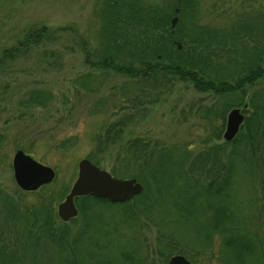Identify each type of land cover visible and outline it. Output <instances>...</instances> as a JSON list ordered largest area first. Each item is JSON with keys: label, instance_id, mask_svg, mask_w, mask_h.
<instances>
[{"label": "rangeland", "instance_id": "rangeland-1", "mask_svg": "<svg viewBox=\"0 0 264 264\" xmlns=\"http://www.w3.org/2000/svg\"><path fill=\"white\" fill-rule=\"evenodd\" d=\"M170 2L141 0L144 5L165 8ZM101 13L102 0H0V57L30 26L44 25L57 35L52 42L28 47L29 51L21 49L0 66V183L15 194L22 207L36 202L40 193L48 197L54 205L57 222L60 221L57 204L74 182L77 164L82 158H88L118 178H130L134 174L149 178L159 161L157 156L149 164L133 160L129 164L130 172H125L118 157L129 140L139 138L148 147H164L170 151L172 159L167 161L164 175L169 177L171 172L189 170L192 181L198 175L206 178L201 165L205 160L196 159L197 154L216 144L225 147L223 133L230 109L221 117L224 112L219 95L200 92L191 82L175 80L156 100L146 97L139 98L138 103L132 102L133 96H124V93L141 87L142 80L91 66L85 61L86 50L91 51L98 45V32L103 25ZM261 15H264V0H199V11L190 21L193 26L228 30L239 23L251 25L260 20ZM261 20L264 21V17ZM214 52L217 50L213 49ZM239 65H228L221 71L222 75L230 80L229 75L235 76ZM35 89L51 92L52 99L43 106L28 103V94ZM206 106H214L218 110L216 116L206 117L203 113ZM223 119V130L217 137ZM110 123L122 129L120 144L103 141V138L101 143L96 140L98 133ZM17 149L55 172L50 182L38 187V194L21 191L14 181L11 160ZM224 160L223 157L220 161ZM256 172L257 179L259 175L264 177V171ZM257 179L251 189L259 199L256 197L258 200L251 209L260 215L264 208V189L258 182L261 178ZM182 180L173 177L172 185L156 201L153 197L156 188L150 182L145 184L144 191L151 193L152 200L148 202H152V206L148 211H141L142 205L132 203L129 209L137 212L136 220L129 218L127 214L131 210L122 205L93 203L92 210L100 216L97 227L95 223L92 227L86 226L77 216L63 228L73 237L82 230L89 233L86 237L90 243L87 246L85 238L77 254V264H82V256L83 264H104L106 257H114L116 264H120L124 252L137 257V264H167L169 253L186 254L192 264H226L221 260L218 237L203 246L195 243L193 230L185 234L186 227L207 218L203 215L196 220L178 218ZM75 204L79 211L82 200L77 199ZM202 204L201 209L206 211ZM262 219L264 221V216ZM260 238L264 240V236ZM258 259L259 264H264V252Z\"/></svg>", "mask_w": 264, "mask_h": 264}, {"label": "trees", "instance_id": "trees-1", "mask_svg": "<svg viewBox=\"0 0 264 264\" xmlns=\"http://www.w3.org/2000/svg\"><path fill=\"white\" fill-rule=\"evenodd\" d=\"M198 11L199 0H171L167 8L144 5L141 0H102L103 25L98 32V45L91 51L86 50L85 61L91 66L112 69L142 80L141 87L124 93V96H133L132 102L136 103L140 102L139 98L156 100L175 80L191 82L200 92L211 91L222 99L224 113L221 117L224 118L226 111L233 107L242 109L244 121L238 133L223 143L225 147L216 144L197 154L196 159L205 160L204 165L203 161L200 163L206 178L198 175L192 181L189 170L181 172L178 168L180 171L171 172L169 177L163 174L168 169L167 161L172 159L168 149L148 147L139 138L129 140L124 152L118 154L125 172H130L129 164L135 159L140 163L144 160L145 164L156 156L159 159L149 178L130 176L142 183V192L121 203L93 195L76 197L75 202L82 200L77 216L86 226L92 227L95 223L97 227L100 216L92 210L93 203L122 205L128 209L133 203L142 205L141 211H148L152 206L148 200L152 197L151 193L145 194L144 185L150 182L156 188L153 195L156 201L177 176L184 179L178 218L183 221L200 219L202 215L207 218L186 227L185 234L193 230L195 243L203 246L218 237L221 260L226 264H259V254L264 252V240L260 238L264 236V208L260 215L251 209L259 199L256 192L253 195L251 187L256 183V170L264 171V21L261 20L264 15L259 17L261 21L256 20L251 25L239 23L228 30H218L193 26L190 20ZM173 18L177 19L174 25ZM56 37L55 31L44 25L28 27L14 46L2 51L0 66L6 59H13L21 49L52 42ZM213 49L217 52L213 53ZM230 64L240 65L235 76L229 75V80L221 71ZM51 99V92L35 89L29 92L27 101L43 106ZM216 112L214 106H206L203 113L207 117L216 116ZM223 125L224 119L217 137ZM103 129L96 136L97 141L101 143L103 138V141L121 143L122 129L117 128L116 123ZM223 157L225 160L220 161ZM258 179L264 189L263 175ZM24 192L38 194L37 190ZM202 202L206 211L201 209ZM53 206L51 200L40 193L36 202L22 207L15 194L0 183V264L78 263L77 254L85 238L87 246L90 243L86 237L89 233L82 230L73 237L63 228L77 216L68 222L60 219L57 222ZM129 210V218L136 220L137 212ZM183 255L191 261L189 256ZM84 259L82 256L80 263L83 264ZM115 259L106 257L102 262L116 264ZM135 259L134 255L124 252L120 264H134Z\"/></svg>", "mask_w": 264, "mask_h": 264}, {"label": "water", "instance_id": "water-1", "mask_svg": "<svg viewBox=\"0 0 264 264\" xmlns=\"http://www.w3.org/2000/svg\"><path fill=\"white\" fill-rule=\"evenodd\" d=\"M172 19V25L176 22ZM244 121V114L240 107L229 110L223 137L230 141L238 133ZM13 178L22 191L37 190L43 184L50 182L55 172L52 167L35 160L22 149H17L11 160ZM77 176L64 199L57 204L56 212L59 219L68 222L78 215L75 198L93 195L98 199L112 203L131 200L140 194L143 185L135 178H118L108 170L101 168L88 158H82L77 164ZM167 264H192L183 254L170 256Z\"/></svg>", "mask_w": 264, "mask_h": 264}]
</instances>
